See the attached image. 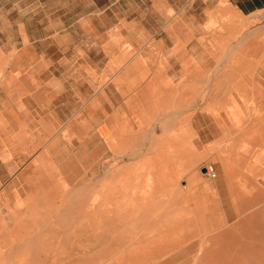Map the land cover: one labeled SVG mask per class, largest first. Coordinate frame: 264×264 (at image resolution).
<instances>
[{
	"label": "crops",
	"instance_id": "crops-1",
	"mask_svg": "<svg viewBox=\"0 0 264 264\" xmlns=\"http://www.w3.org/2000/svg\"><path fill=\"white\" fill-rule=\"evenodd\" d=\"M144 2H133V32L99 28L100 8L83 30L43 36L27 30L23 16L9 27L17 40L0 46L3 264H46L45 246L54 252L59 235L66 237V262L106 261L105 242L91 248L88 237L91 214L103 213L106 196L93 207L91 199L97 183L113 176L103 172L104 160L124 147L161 150L144 162L153 167L160 156L167 169L187 149L200 150L221 176L233 159H255L239 152L242 143L248 151L264 149V28L240 29L264 0ZM243 117L237 126L234 119ZM126 124L133 142L123 141ZM150 133L161 141H144ZM147 234L134 244L138 261L170 245L169 238ZM52 260L57 250L47 264Z\"/></svg>",
	"mask_w": 264,
	"mask_h": 264
},
{
	"label": "rangeland",
	"instance_id": "rangeland-1",
	"mask_svg": "<svg viewBox=\"0 0 264 264\" xmlns=\"http://www.w3.org/2000/svg\"><path fill=\"white\" fill-rule=\"evenodd\" d=\"M9 1L0 0V46L16 42L9 27L16 26L22 16L27 30L42 31L45 36L54 30L89 28V15L100 8L104 9L105 21H100L99 28L133 32V2L136 0H24L22 6H12ZM137 1L145 6V0ZM251 14L249 21L242 22L244 25L241 24L240 29L244 26V31L264 28V7ZM237 18L233 17L234 20ZM92 20L97 26V19ZM247 22L249 27H246ZM209 24L215 26L217 22ZM42 40L44 45H48L49 37ZM238 61L243 64V59ZM205 92H208L207 88H203ZM245 120L237 119L236 122ZM127 126L122 128L123 136L128 138L123 141L133 142V127ZM149 137L161 141V135L151 133L143 140L147 141ZM243 144L239 150L245 147L248 150L247 144ZM130 146L104 160L103 172L113 176L97 183L91 199L93 207L102 201V194L106 196L101 206L103 213L91 214L88 231L91 248L105 242L106 261H84L81 264H264V163L255 168L245 163V159L235 158L227 174L221 176L200 150L187 149L180 164L167 169L161 166L160 156L158 164L153 167L144 162L148 158L152 160L161 150L140 151L133 150V144ZM244 149L239 152L244 155L254 153L252 156L255 159L250 157L248 162L264 161V158L260 160L258 157L264 149L248 151L250 153H244ZM167 150V156L177 157L178 151ZM133 162L140 165L133 166ZM207 165L213 166L215 177L205 174ZM151 169H157L159 179L153 177L155 171L152 173ZM162 171L165 179L170 173L176 182L172 183V178L167 181L169 184L165 182ZM167 187L168 190L163 189ZM147 223L152 230H145ZM147 233L169 238L170 245H165L164 251L152 260L150 256H144L138 261L133 247ZM55 242L58 261L54 263L72 264L64 260L67 255L65 235H59ZM76 254L82 255L79 251ZM48 255H53L52 249ZM5 258L6 253L0 246V264Z\"/></svg>",
	"mask_w": 264,
	"mask_h": 264
},
{
	"label": "bare ground",
	"instance_id": "bare-ground-1",
	"mask_svg": "<svg viewBox=\"0 0 264 264\" xmlns=\"http://www.w3.org/2000/svg\"><path fill=\"white\" fill-rule=\"evenodd\" d=\"M243 119L245 120V117H243L242 119H238V120L241 121V120H243ZM236 120H237V119H236ZM246 120H247V119H246ZM246 120H245V121H246ZM240 121H239V122H240ZM263 121H264V120H263ZM237 122H238V121H237ZM239 122L237 123V126H238ZM241 123H244V121L240 122V124H241ZM240 124H239V125H240ZM243 145L246 146V144H243ZM247 147H248V146H247ZM243 149H244V148H243ZM243 149L241 148V150H243ZM241 150H239V151H241ZM245 151L248 152V150L246 149V147H245V149H244V153H245ZM252 151H253V150H252ZM250 152H251V151H250ZM250 152H248V153H250ZM253 154H254V153H253ZM132 155H133V154H132ZM246 155H247V153H246ZM90 156H91V155H90ZM91 157H92V156H91ZM91 157H90V158H91ZM258 157H259L260 160H263V158H264V153H262L261 155H258ZM92 161H93V160H92ZM93 162H94V161H93ZM263 163H264V161H260L259 163H255V162H254V163H250V162H248L247 164H248V165H253V167L258 168V167H261V166H262L261 164H263ZM90 164H91V163H90ZM93 164H94V163H93ZM254 164H256V165H254ZM86 166H87V165H86ZM80 168L82 169V167H80ZM248 169H249V168H248ZM133 171H134V170H133ZM150 171H151L152 173L155 171V174H156L157 169H151ZM98 177H99V176H98ZM94 179H95V178H94ZM94 179H93V181H94ZM95 180H96V179H95ZM88 181H89V180H88ZM97 181H98V179H97ZM90 182H91V181H90ZM262 182H263V181H262ZM262 182H261V184H263ZM102 188H103V187H102ZM85 208H87V207H85ZM85 208H84V209H85ZM73 226H74V225H73ZM148 226H149V224L147 223L145 227H148ZM73 228H74V227H73ZM96 232H97V231H96ZM206 234H207V233H206ZM146 236H148V235H146ZM203 236H204V235H203ZM201 237H202V236H201ZM201 237H200V239H201ZM140 238H145V235H142ZM200 239H199V240H200ZM27 240H28V239H27ZM201 240L203 241V237H202ZM202 241H201V242H202ZM199 242H200V241H199ZM51 245H52V244H51ZM51 245H48V246H50V247H47V244H46L47 249L45 248V250H48V249H49V250H48L49 253H48V251L46 252L47 254H50L51 247H52ZM198 245H200V244L198 243ZM35 251L37 252V248H35ZM157 251H158V250H157ZM51 253H52V252H51ZM53 253H54V252H53ZM37 254H38V252L36 253V256L39 257V255H37ZM47 254H46V256H47ZM51 258H53V255H52V256H49V255H48V256L45 258V259H46V264H47V262H48L49 260H51ZM50 263H51V264H55L53 260L50 261ZM50 263H48V264H50ZM42 264H45V263L42 262Z\"/></svg>",
	"mask_w": 264,
	"mask_h": 264
},
{
	"label": "built area",
	"instance_id": "built-area-1",
	"mask_svg": "<svg viewBox=\"0 0 264 264\" xmlns=\"http://www.w3.org/2000/svg\"><path fill=\"white\" fill-rule=\"evenodd\" d=\"M205 174H206L208 177H210V178H213V177L216 176V172H215V170H214V168H213L212 165H207V166H205Z\"/></svg>",
	"mask_w": 264,
	"mask_h": 264
},
{
	"label": "water",
	"instance_id": "water-1",
	"mask_svg": "<svg viewBox=\"0 0 264 264\" xmlns=\"http://www.w3.org/2000/svg\"><path fill=\"white\" fill-rule=\"evenodd\" d=\"M202 171H204V169H202Z\"/></svg>",
	"mask_w": 264,
	"mask_h": 264
}]
</instances>
